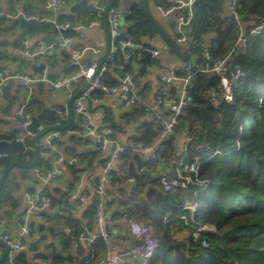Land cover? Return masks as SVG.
<instances>
[{"label":"trees","instance_id":"16d2710c","mask_svg":"<svg viewBox=\"0 0 264 264\" xmlns=\"http://www.w3.org/2000/svg\"><path fill=\"white\" fill-rule=\"evenodd\" d=\"M222 1L205 0L201 5L194 40L196 59L191 63L192 75L188 83L192 101L178 116L173 132L160 140L153 157L142 155L134 148L152 144L159 130L158 122L142 123L132 143L126 146L109 172V183L113 185H124L127 178L135 182V188L126 189L122 185L115 194L117 197L107 188L113 195L111 203H118L127 217L147 225L159 241L146 264H264V26L261 33L246 37V47L242 49L236 45L239 31L235 24L217 15ZM238 10L246 34L264 21V0H238ZM126 22L124 38L131 36L135 42L157 32L139 3L132 4ZM36 29V25H29V31ZM208 34L212 36L205 43ZM204 48L214 59H224L234 50L228 56L226 75L236 66L244 74L233 83L230 102L213 97L218 91L219 75L195 72L206 62ZM130 54L131 58L125 60L123 51H118L101 73V82L117 83L108 69L111 66L120 68V74L133 73L132 62L137 59V52L133 50ZM187 74L180 73L181 76ZM135 78L134 74L137 83ZM171 91L175 93L174 89ZM98 92L102 93L94 89L91 95ZM137 94L145 99L140 92ZM134 106L138 109L141 104L137 102ZM28 110L31 112V102ZM183 132L191 138L184 154L178 142ZM12 138L13 135L0 134V140ZM33 146L34 138L26 142L24 152L1 159L0 174L14 161L29 163L34 155ZM50 153V156H57L56 152ZM96 154L97 151L89 150L81 156L88 158ZM82 157L77 155L75 159L82 162ZM180 158L186 163L197 164V181L189 183L186 189L163 191L159 166H166L168 173H172ZM45 162L44 157L39 156L33 167ZM67 167L75 180L84 170L76 161L68 163ZM189 174L194 177L193 172ZM4 188L5 183L1 192ZM59 196L64 197V194ZM51 198V205L60 202L56 197ZM96 201L92 198L83 213L91 223ZM185 201L196 203L194 212L182 209ZM91 223L86 229L91 228ZM65 224L70 231L63 238V251L54 253L52 260L58 264H99L107 250L106 241L99 237L85 248L79 242L85 232L79 220L67 218ZM200 226L205 228L195 236V228ZM176 232H180L179 235ZM75 241L77 246L73 248ZM137 242L134 238V243Z\"/></svg>","mask_w":264,"mask_h":264},{"label":"crops","instance_id":"0c3cea01","mask_svg":"<svg viewBox=\"0 0 264 264\" xmlns=\"http://www.w3.org/2000/svg\"><path fill=\"white\" fill-rule=\"evenodd\" d=\"M50 1L0 0V11L16 15L14 18L0 17V70L6 69L8 73L20 71L25 74H33L35 72H42L45 68L47 74L54 77L59 72L70 73L76 68V64L71 60L67 50L59 47L58 43L47 44L43 40V36L56 39L61 37L57 31L42 28L36 24H29L37 26L35 31H29V25L20 26L17 17L22 10L39 21L53 22V18L55 17L60 22L68 20L74 26H83L80 31L71 35L74 37L72 48L87 47L82 61L86 63L96 62L99 65L104 64L107 61V55L105 56L107 48L109 47L110 49L118 46L119 42L124 38V36H120L116 40L117 36L112 34V27L108 19L107 25H105L103 11L111 1H113L111 7L117 8L120 13L119 26L123 30L127 27L126 16L134 3L142 5L147 17L157 29V32L152 36H145L141 38L140 42H136L137 46L133 49L137 52V59H133L132 62L133 73L137 81L135 89L137 93L140 92L144 95L149 106L154 103L162 89L160 82L162 73L174 66L187 62L192 63L196 59L194 48L192 51H189L190 41L185 43L178 41L180 36L178 35V12L172 11L167 15H163L157 8L158 6L171 7L173 0H164L160 3H156L154 0H98V4L96 5V0H87L98 9L97 13L94 14L86 13L82 10L72 11V7L83 0H65L57 10L51 7ZM125 1L128 3L125 10H122L120 7ZM203 1L205 2V0H197L195 5L197 15L193 22V33L196 31V22L200 17ZM108 13L109 10L107 16ZM226 14L227 11L222 1L217 15L224 20ZM94 21L95 23L91 24ZM183 29L185 30V28ZM185 33L187 34L186 31ZM211 36L212 34L205 36V43L208 42ZM38 41L43 42L45 45H52L50 55L31 56L27 53V50L33 49ZM174 48L178 50V54L180 55L185 56L189 54V58L183 61ZM151 50L158 51V56L153 57L150 52ZM41 64L44 65V68L38 69V66ZM108 69L114 78L120 75V68L111 66ZM13 80L14 83L6 99L1 97L0 92V134L3 136L13 135L15 137L19 130L17 122L14 119H5L2 115L11 114L19 108L26 99L27 90L22 81L19 79ZM86 84L81 79L70 89L63 88L56 92H51L46 85L39 84L33 85L30 90L29 103L31 102L32 116L41 113L46 106L53 111V115L49 112L51 119L47 120L45 125L41 122L38 128L53 127L54 123L59 122L57 128L59 138L55 141L57 156H50L52 154L50 152L46 154L39 152V156L44 157L46 160L42 166L33 167L36 162L29 168L17 165L11 167V164L10 169L8 168L5 173L0 174V219L3 222V228L11 231L13 234L18 233L19 225L23 221L28 207L26 193L32 192L35 187H43L45 193L50 198L52 196L56 197L60 202L40 212V218L31 216L28 219L32 233L26 238V249L14 254L10 249L6 251L2 242H0V264H42L44 258L52 257L54 253H61L63 251V238L70 231L69 227L65 224L67 218L79 220V224L85 229L84 233L88 235V237L82 236L79 238V242L85 248L90 244V236L95 231L94 215L91 223L88 218L83 216V213L92 198L89 197L84 201L75 200L73 203H70L69 197L75 192L86 195L92 192L102 175L103 168L109 160L115 145H109L104 150H100L91 145L88 139L79 136V133L84 130V117L82 114L74 111L73 104L75 98L82 94ZM180 86V81L174 82L170 87L171 90L174 89L175 93H172L176 94ZM76 94L77 96L72 99ZM133 106L125 107L117 95L105 96L100 92L83 99L84 111L92 116L97 126L101 129L108 126L113 127V138L118 145L125 147L132 143L131 140L139 131L141 124L150 120L147 111L142 106H139L138 109H136L137 106ZM122 118L126 120V126H119V121ZM42 140L43 138H40L39 143ZM159 142L160 140L157 137L150 144L153 146V150ZM178 142L181 150L184 142L183 136L179 137ZM137 147L143 146L138 145ZM89 150L97 151V154L88 158L81 156V154ZM153 150L151 152H141L135 149L136 152L146 156H151ZM59 155H62L65 160L59 163L62 174L44 181L43 177H45L48 170L53 168V162ZM77 155L82 157V162L75 159ZM68 160H71L70 163L76 161V165L84 169L81 173L77 174L76 180L67 167ZM113 166H116L115 161L112 163ZM158 170L163 172L167 171L168 168L160 165ZM130 179L127 178L125 184H122L126 189L132 187ZM3 180L5 188L1 192ZM109 184L107 188H110L111 193L116 196L122 185L117 183L115 185ZM60 193L64 194V197H60ZM105 213L109 229V239L106 241L107 248L123 249L135 244L129 225L122 220L125 213L122 211L121 206L118 203L110 202L106 205ZM89 223H91V228L86 229ZM14 225L15 228L12 227ZM13 256L14 259L11 260Z\"/></svg>","mask_w":264,"mask_h":264},{"label":"built area","instance_id":"2783aa9c","mask_svg":"<svg viewBox=\"0 0 264 264\" xmlns=\"http://www.w3.org/2000/svg\"><path fill=\"white\" fill-rule=\"evenodd\" d=\"M65 0H51L50 5L54 10L60 8ZM197 0H173V5L171 7L158 6L157 8L161 11L163 15H167L172 11L178 12V33L179 42L190 41L191 35L193 34V12L194 6ZM224 6L226 8L227 14L224 20L228 23H234L237 27L239 34L237 38L236 45L245 49L248 35H256L261 33L264 21H261L251 31L246 34L245 23L241 20V16L238 10V0H223ZM98 4V0L95 1V5ZM119 11L117 8L111 7L107 16L108 22L112 27V34L114 36H125V31L119 26ZM18 16L29 19L32 16L28 15L24 10L20 11ZM0 17L4 18H14L15 14L0 11ZM53 23L57 28H73L76 32L80 31L83 26H74L68 20L58 21L55 17L53 18ZM91 22V24H94ZM189 33V36L182 30ZM74 41L73 36L65 37L62 42L58 43V46L67 50L71 60L76 64L74 71L70 73L59 72L54 77L49 76L45 70L42 72H35L33 74H25L20 71H15L14 73H8L6 69L0 70V85L6 83L8 79H19L22 81L23 85L27 90L26 99L24 102L11 114H3L2 117L5 119H14L19 127L18 132L15 137L26 147V142L29 139L34 138L42 129L33 128L30 129L31 124V112L28 110L30 90L33 85L44 84L51 92H56L59 89H70L76 82L83 80L86 84L82 94L75 98L73 109L76 113L82 114L84 117V130L79 133V136L90 141V144L97 147L100 150H104L109 145H115L109 160L106 162L102 175L89 195L84 193L78 194L77 192L71 194L69 197L70 203L75 200L84 201L85 199L96 198V206L94 212V223L95 231L92 233L89 239L91 243L94 239L101 237L105 241L109 239L108 232V219L105 213V208L108 203L112 201V196L107 192V186L109 184V172L112 169L113 161H117L120 155L125 151L126 147L118 145L113 138L114 128L108 126L101 129L92 119V116L84 111L83 99L91 96V92L94 89H99L105 96L117 95L122 101L125 107H131L135 103L139 102L141 106L147 111L148 117L151 121L159 123L158 130V140L167 138L172 132L173 128L177 122L178 116L182 113L184 108L188 106L192 101V95L188 92L189 78L192 75L191 63L187 62L182 65L174 66L173 68L162 73L160 77V82L162 89L155 99L154 103L149 106L146 99H142L136 92L134 74L129 72H124L116 76L117 83L115 85H106L101 82V73L107 69V66L115 58V54L118 51H123L124 59L129 60L131 58L130 52L137 46L136 42L131 36H126L122 41L119 42L118 46H114L109 49L107 54V61L104 64H97L96 62L86 63L82 61V57L85 54L87 47L72 48ZM26 46V43H25ZM128 49V52H126ZM28 54L31 56H48L52 52V45H45L43 42L38 41L33 49L27 50ZM234 50H231L227 57L224 59H214L209 50L204 48L203 53L205 57V64L195 70L201 72H213L220 76V83L218 85V91L214 94V99L222 97L227 101H231L232 98V85L237 78L242 76L244 72L239 66H236L234 71L230 75H226L228 70L227 60L228 56ZM151 55L153 57L158 56V51L151 50ZM188 74L186 76H181L180 73ZM180 81L181 86L176 94H173L170 87L174 82ZM215 101V100H214ZM216 102V101H215ZM126 120L124 118L120 119L119 126H126ZM59 122L54 123L51 130L45 133L41 138L42 142L39 143V152L49 153L56 152L57 147L55 141L59 138V132L57 128ZM183 146L181 152L184 154L187 150V146L191 140L186 132H183ZM138 151L141 152H151L153 146L149 145L146 147H136ZM7 154L0 153V160L6 157ZM151 157L153 155L151 154ZM65 161L62 155H59L53 162V168L46 172L44 181H47L55 176L62 174V170L59 168V163ZM70 163L71 160H68ZM189 172L194 173L192 177ZM197 181V164L196 163H186L183 158H180L172 173L168 171H163L159 175V183L163 191L170 192L177 188L186 189L189 183ZM132 187L135 188V182L130 179ZM26 199L28 207L25 211V216L23 221L19 225V230L17 234H13L11 231L3 228V222L0 219V242L7 245L10 251L17 253L23 249L27 248L26 238L30 236V226L28 224V219L31 216H36L40 218V212L51 206V198L45 193L43 187H35V189L26 193ZM190 209L195 211L196 203H191L185 201L182 209ZM122 220L126 222L129 227L132 236L138 241L137 243L131 245L130 247L123 249H108L105 251L104 255L99 259V264H146L149 259L153 256L154 251L159 245L158 239L155 237L152 230L142 222L135 221L126 214L123 215ZM204 226L195 228L194 235L199 234L200 229H204ZM82 237V236H81ZM205 244V243H203ZM77 246V242H74V247ZM14 256L11 257V260ZM42 264H58L55 263L51 257L44 258Z\"/></svg>","mask_w":264,"mask_h":264},{"label":"water","instance_id":"95a60500","mask_svg":"<svg viewBox=\"0 0 264 264\" xmlns=\"http://www.w3.org/2000/svg\"><path fill=\"white\" fill-rule=\"evenodd\" d=\"M112 3H113V1H111L103 11V17H104L105 25H107V12L110 9V7L112 6ZM144 7H145V4H144ZM76 10H82L86 13H93V14L97 13V11H98V9L95 6H93L92 3H89L87 0H83L80 3H76L72 7V11H76ZM196 15H197L196 6H194L192 22L195 21ZM17 19L19 20L21 27H24L25 25H29V24H36L39 27L49 28V29H52L54 31H57L61 35V37H59L57 39L56 38H50L48 36H43L42 38L47 44L60 43V42H62V40L65 37L74 35L76 33V31L73 28H57L55 26V24L51 21L50 22L49 21H39L34 17L26 19V18H23L22 16H18ZM183 31L185 32L184 29H183ZM187 35L189 36V33H187ZM195 36H196V31L191 35L190 42H189V51H192L194 48ZM108 37H109V32H108ZM119 38H120V36H117L116 40H118ZM174 50L176 51L177 54L179 53L176 48H174ZM108 52H109V47L105 51V56L108 54ZM178 55H179L180 59H182L183 61L187 60L190 56L189 54H187L185 56L180 55V54H178ZM192 62H194V61H192ZM43 68H44L43 64L38 66V69H43ZM13 83H14V80L12 78H10V79H8L6 84L0 85L1 97L3 99H6L8 97ZM76 96H77V94L74 95L72 97V99H74ZM49 112H51V114L53 115V113H52L53 111H51V109H49V107L46 106L41 113H39L38 115L32 116L31 124H30L29 128L30 129L37 128L40 126L41 122H43L45 125L47 123L46 121L51 119L49 116V114H50ZM70 113H71V109H70ZM52 128L53 127L42 128V130L34 137V156H33V159L31 160L30 163L25 164V163H22L19 161H15L14 163H12L11 167L14 165H17L20 167H28V168L33 166V164L36 162V160L39 156V139L41 138V136H43L45 133H47ZM25 149H26L25 145H23L20 141H18L16 139H9V140L1 139L0 140V153H5V154L9 155V154H15L17 152H24ZM3 182H4V180L2 181V183ZM12 227L15 228V225ZM84 237H88L87 233H84ZM2 245L5 247L6 251H9V247L7 245H5L3 243H2Z\"/></svg>","mask_w":264,"mask_h":264},{"label":"rangeland","instance_id":"374dc122","mask_svg":"<svg viewBox=\"0 0 264 264\" xmlns=\"http://www.w3.org/2000/svg\"><path fill=\"white\" fill-rule=\"evenodd\" d=\"M127 1H125L124 3H122V6L120 7L122 10H125V7L127 6ZM180 232H176V235H179Z\"/></svg>","mask_w":264,"mask_h":264}]
</instances>
